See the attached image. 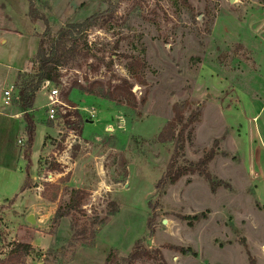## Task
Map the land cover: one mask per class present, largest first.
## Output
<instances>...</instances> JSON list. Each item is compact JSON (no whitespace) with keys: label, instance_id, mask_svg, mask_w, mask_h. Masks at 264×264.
Listing matches in <instances>:
<instances>
[{"label":"rangeland","instance_id":"374dc122","mask_svg":"<svg viewBox=\"0 0 264 264\" xmlns=\"http://www.w3.org/2000/svg\"><path fill=\"white\" fill-rule=\"evenodd\" d=\"M230 1L122 0L111 21L88 32L98 61L76 57L63 66L61 85L54 87L67 107L52 127L47 97L37 94L30 163L22 156L23 119L14 126V154L9 166L0 167L2 254L23 242L34 246L32 256L42 264H106L110 252L126 258L139 242L149 257L135 264H264V213L254 202L261 188L251 183L261 179L248 177L244 168L254 161L252 150L264 151V0ZM31 5L47 17L49 32L43 21L31 24ZM107 8L104 0H0V91L14 85L19 71L37 72L40 38L49 47L62 26ZM124 56L146 62V86L129 79ZM98 62L94 73L90 64ZM85 77L114 78V85L126 78L134 83L136 99L147 93V101L134 108L79 90L66 100L71 85ZM184 103L185 116L201 112L190 128L186 159L199 160L220 139L209 172L230 188L213 194L205 178L190 175L156 189L174 150L157 137L172 120L173 105ZM27 177L41 197L46 184L63 179L62 188L85 191L86 201L80 212L56 224L58 202L41 200L38 189L22 191ZM113 204L119 211L109 216ZM206 211L207 220L193 227L182 219ZM29 212L43 219L41 227L26 225ZM245 214L254 219L251 229ZM94 219L105 225L96 226L93 245H83L78 233Z\"/></svg>","mask_w":264,"mask_h":264},{"label":"trees","instance_id":"16d2710c","mask_svg":"<svg viewBox=\"0 0 264 264\" xmlns=\"http://www.w3.org/2000/svg\"><path fill=\"white\" fill-rule=\"evenodd\" d=\"M122 0H104L107 5V9L104 12L95 13L88 17L82 23H68L62 26L56 37L51 41L49 47H46L44 38L39 39L38 49L35 54V61L38 65L37 72L29 76L25 72H20L17 75V81L14 83L15 94L13 103L17 105L19 112L22 114L24 122V135H23V148L22 156L30 163L31 151L36 135V124L34 116V106L36 97L40 91L42 85L49 81L55 86L61 85V71L64 65L70 61H74L76 57H81L84 61H88L90 58H98L96 54L92 52V45L89 44L88 38H86L88 32L93 28L99 27L105 24L116 14L119 4ZM186 3V2H184ZM29 17L32 23L37 21H43L46 25L45 33L49 32L50 26L47 18L42 15L34 6H30ZM128 59L126 63V70L129 74V79L139 86H146L145 81V69L146 62L143 59L133 56H124ZM103 61V60H101ZM110 69L111 62L107 65ZM90 68L94 73H97L100 69L99 62L96 64H90ZM114 78H110L107 81L92 80L89 81L87 77L84 78V83L75 81L70 90L65 94V99L71 94L73 90H79L83 93L96 96L106 101L125 103L131 107L137 108L140 105H144L147 101V93L138 101L134 96L132 89L134 83H130L128 79L117 80L120 82L117 85L112 83ZM189 109L188 104H174L173 105V118L166 125V127L159 133L157 139L158 142L173 143L174 150L171 156V161L167 167L164 176L158 181L156 189L167 188L176 185L183 177L190 175H198L205 178L209 184L210 190L215 194L220 188H230L228 182L213 176L209 172V164L219 155L220 139H216L213 142L211 149L204 151L202 157L197 161H191L186 159L185 149L186 143L189 139L190 128L196 123L200 122L201 112L198 110L191 111L188 116H185V110ZM54 121H49L48 125L52 127ZM74 127V124H69ZM15 138L13 134L4 137H0V153L14 154L13 151L15 145ZM225 155V154H223ZM58 171L62 173V170L52 168V171ZM69 175V174H68ZM68 181V180H67ZM63 182L61 179L58 184H46L42 193V198L51 202L57 203L54 223H58L63 218L73 216L74 213L80 212L81 207L86 201L87 194L85 191L76 188H62L60 185ZM32 181L29 177L26 178L22 191L30 189ZM67 197V200H65ZM149 208H153L151 202L148 203ZM119 211L118 206L113 204L112 210L109 212V216H114ZM209 212H202L193 216H183L182 219L188 223L190 227H193L195 223L202 220H207ZM154 221V217L148 218L147 225ZM105 225V220L94 219L90 223L88 230L79 232L80 242L83 245H93L97 235L98 229L96 226ZM89 234V235H87ZM5 249V248H4ZM3 248L0 249V264H21L33 251V247L29 243L16 242L11 245L8 253L2 257ZM182 253H186L189 250L184 248H178ZM149 257V253L145 251L139 242L136 243L134 251L126 258H119L116 252H110L106 259V264H135V262L141 257Z\"/></svg>","mask_w":264,"mask_h":264},{"label":"crops","instance_id":"0c3cea01","mask_svg":"<svg viewBox=\"0 0 264 264\" xmlns=\"http://www.w3.org/2000/svg\"><path fill=\"white\" fill-rule=\"evenodd\" d=\"M84 4H85V2L82 4H79V6H83ZM101 5H103V4H101ZM30 22L33 26L36 25V23H32V21H30ZM19 72H21V71H19ZM5 85L6 86H4V85L1 86L0 104L3 103L2 102L3 101V91H4V89H6L7 84H5ZM2 106L3 107H1V105H0V137H4L7 134H8V136L10 134L14 135V132H13L14 126L19 124V121L22 119V114L19 112L17 105L14 104V106H13V103H12V106H9V107L4 106V104H2ZM14 138H15V136H14ZM251 156L254 159L252 165H251V163L247 167H246V165H244V168L246 169L248 177H250L251 173H253L255 175V177H258L259 179H261V180H259V182H251L253 185L258 183L259 188H261V189L255 191V193H256L255 199H257V200L254 199V202L257 201V203H256V209L257 210L256 211H258L259 214L261 215L262 213H264V176L262 177V175L264 174V169H263L264 166L261 163V162H264V151L260 150V149L259 150L258 149L252 150ZM9 158H11V154L8 153L5 155L4 152L2 154L0 153V167L9 166V164H10ZM258 166L260 168H258ZM30 189H35V190L38 189L36 191L37 192L40 191L39 188H33L32 187ZM38 193L40 194V192H38ZM39 197L42 200L41 194ZM30 215H33L35 218L36 225L34 227H36V228L41 227L43 219L41 217H38V213H30L29 212V213L25 214V216L27 218L26 225L29 224L28 218ZM244 219H247V221H248L247 227H249V229H251L249 221L254 220L252 218V215L249 216V215L245 214ZM32 247H34V246L32 245ZM5 250L6 249H4V251ZM35 250L39 251L41 254L44 253L40 249L39 250L35 249ZM7 253H8V251L5 254H3L2 256L4 257ZM32 255H33V251L30 253L29 256L33 257Z\"/></svg>","mask_w":264,"mask_h":264},{"label":"built area","instance_id":"2783aa9c","mask_svg":"<svg viewBox=\"0 0 264 264\" xmlns=\"http://www.w3.org/2000/svg\"><path fill=\"white\" fill-rule=\"evenodd\" d=\"M54 86L55 85H53L49 81H46L40 89V91H42L43 94H45L47 97V103L45 105V108L48 114L49 121H56L59 117L58 112L62 113L64 111V108L67 107L66 104L60 98L59 90ZM14 94H15L14 85H12L11 87H6V89H4L3 91L4 106L9 107L12 105ZM85 111H88V110H85ZM19 143H21V141H19ZM36 252L40 253L39 251H36ZM21 264H42V261L40 259H34V257L28 256L25 259V261Z\"/></svg>","mask_w":264,"mask_h":264},{"label":"water","instance_id":"95a60500","mask_svg":"<svg viewBox=\"0 0 264 264\" xmlns=\"http://www.w3.org/2000/svg\"><path fill=\"white\" fill-rule=\"evenodd\" d=\"M234 2V0H231L230 1V3L232 4ZM28 222L31 224V225H33V226H35L36 225V221H35V218H34V216L33 215H30L29 216V218H28ZM166 223V221H164V224Z\"/></svg>","mask_w":264,"mask_h":264}]
</instances>
